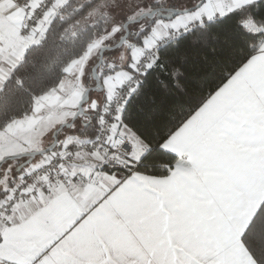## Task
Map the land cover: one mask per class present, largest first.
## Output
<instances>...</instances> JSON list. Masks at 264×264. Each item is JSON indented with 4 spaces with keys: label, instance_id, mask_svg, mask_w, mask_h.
Wrapping results in <instances>:
<instances>
[{
    "label": "snow or ice",
    "instance_id": "obj_1",
    "mask_svg": "<svg viewBox=\"0 0 264 264\" xmlns=\"http://www.w3.org/2000/svg\"><path fill=\"white\" fill-rule=\"evenodd\" d=\"M0 264H264V0H0Z\"/></svg>",
    "mask_w": 264,
    "mask_h": 264
},
{
    "label": "trees",
    "instance_id": "obj_2",
    "mask_svg": "<svg viewBox=\"0 0 264 264\" xmlns=\"http://www.w3.org/2000/svg\"><path fill=\"white\" fill-rule=\"evenodd\" d=\"M195 70H196L195 67H193V68L191 69L192 72H195Z\"/></svg>",
    "mask_w": 264,
    "mask_h": 264
}]
</instances>
